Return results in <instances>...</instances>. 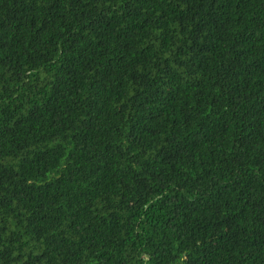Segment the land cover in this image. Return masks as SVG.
Segmentation results:
<instances>
[{
    "label": "trees",
    "instance_id": "obj_1",
    "mask_svg": "<svg viewBox=\"0 0 264 264\" xmlns=\"http://www.w3.org/2000/svg\"><path fill=\"white\" fill-rule=\"evenodd\" d=\"M0 264H264V0H0Z\"/></svg>",
    "mask_w": 264,
    "mask_h": 264
}]
</instances>
